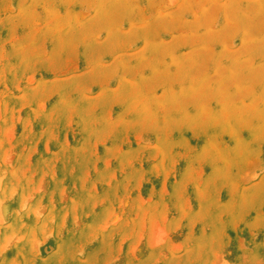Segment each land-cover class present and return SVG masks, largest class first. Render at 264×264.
Listing matches in <instances>:
<instances>
[{
	"label": "rangeland",
	"instance_id": "1",
	"mask_svg": "<svg viewBox=\"0 0 264 264\" xmlns=\"http://www.w3.org/2000/svg\"><path fill=\"white\" fill-rule=\"evenodd\" d=\"M0 264H264V0H0Z\"/></svg>",
	"mask_w": 264,
	"mask_h": 264
}]
</instances>
